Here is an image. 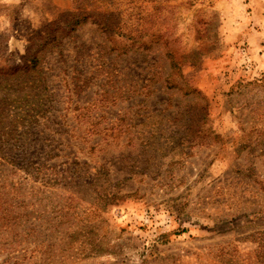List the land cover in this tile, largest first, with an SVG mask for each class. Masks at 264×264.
I'll return each instance as SVG.
<instances>
[{"label":"rangeland","instance_id":"obj_1","mask_svg":"<svg viewBox=\"0 0 264 264\" xmlns=\"http://www.w3.org/2000/svg\"><path fill=\"white\" fill-rule=\"evenodd\" d=\"M258 36L264 0H0V264H264Z\"/></svg>","mask_w":264,"mask_h":264},{"label":"crops","instance_id":"obj_2","mask_svg":"<svg viewBox=\"0 0 264 264\" xmlns=\"http://www.w3.org/2000/svg\"><path fill=\"white\" fill-rule=\"evenodd\" d=\"M251 30H252V28H250V27L247 26L246 32L249 33L248 40H251V39H253L254 36H257V35H253V33H251L252 32ZM258 37L260 38V36H258ZM258 37H256V38H258ZM262 42H264V39L263 38H260L258 44H255L256 47H258L259 49H264V45H262Z\"/></svg>","mask_w":264,"mask_h":264},{"label":"trees","instance_id":"obj_3","mask_svg":"<svg viewBox=\"0 0 264 264\" xmlns=\"http://www.w3.org/2000/svg\"><path fill=\"white\" fill-rule=\"evenodd\" d=\"M174 62H171V65L173 64ZM10 209H8V213H10ZM8 217H10V219H11V216L9 215ZM10 221L11 220H6L5 222H3V223H1V227H3V226H5V225H8L9 223H10ZM8 229V227H6V229L5 230H7Z\"/></svg>","mask_w":264,"mask_h":264}]
</instances>
